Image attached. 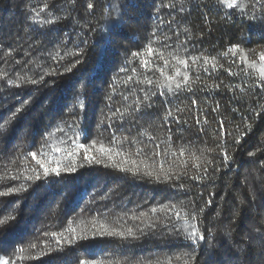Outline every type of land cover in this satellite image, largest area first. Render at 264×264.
<instances>
[{"label": "trees", "instance_id": "obj_1", "mask_svg": "<svg viewBox=\"0 0 264 264\" xmlns=\"http://www.w3.org/2000/svg\"><path fill=\"white\" fill-rule=\"evenodd\" d=\"M4 261L264 264V0H0Z\"/></svg>", "mask_w": 264, "mask_h": 264}, {"label": "snow or ice", "instance_id": "obj_2", "mask_svg": "<svg viewBox=\"0 0 264 264\" xmlns=\"http://www.w3.org/2000/svg\"><path fill=\"white\" fill-rule=\"evenodd\" d=\"M81 147H83V145H81ZM33 155H35V154H33ZM45 171L47 172L48 170L45 169ZM53 172H54L56 175H59V171H58V169H54ZM3 264H7V261H4Z\"/></svg>", "mask_w": 264, "mask_h": 264}]
</instances>
